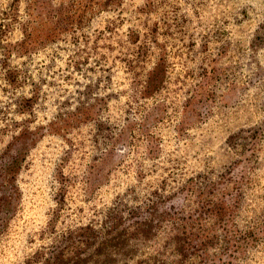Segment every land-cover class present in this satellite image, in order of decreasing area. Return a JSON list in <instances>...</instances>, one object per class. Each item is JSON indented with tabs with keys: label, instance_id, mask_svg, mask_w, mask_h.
<instances>
[{
	"label": "rangeland",
	"instance_id": "374dc122",
	"mask_svg": "<svg viewBox=\"0 0 264 264\" xmlns=\"http://www.w3.org/2000/svg\"><path fill=\"white\" fill-rule=\"evenodd\" d=\"M77 246L264 264V0H0V264Z\"/></svg>",
	"mask_w": 264,
	"mask_h": 264
},
{
	"label": "trees",
	"instance_id": "16d2710c",
	"mask_svg": "<svg viewBox=\"0 0 264 264\" xmlns=\"http://www.w3.org/2000/svg\"><path fill=\"white\" fill-rule=\"evenodd\" d=\"M56 250V249H55ZM54 250V251H55ZM68 251H72V253H73V257H76L75 259V262H74V264H80L81 262L80 261H77V258H80V253H81V248H79L78 246L77 247H75V248H71V249H67ZM54 251H52V253L54 252ZM63 252L61 251V252H59V254H54L53 256H49L48 258H47V264H69V261L70 260H68V261H63L64 260V257H63ZM53 259V260H52ZM35 261H37V260H32V261H29V262H27V264H30L31 262H35ZM78 262H80V263H78ZM82 264H86L85 262L84 263H82ZM87 264H89V263H87ZM91 264H117V262H114V261H109V260H102V261H93V263H91ZM164 264V263H163Z\"/></svg>",
	"mask_w": 264,
	"mask_h": 264
}]
</instances>
